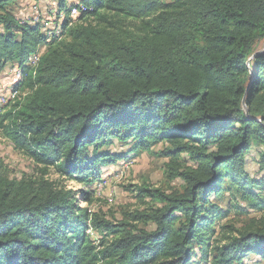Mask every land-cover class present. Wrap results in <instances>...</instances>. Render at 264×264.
Returning <instances> with one entry per match:
<instances>
[{
	"label": "trees",
	"instance_id": "obj_1",
	"mask_svg": "<svg viewBox=\"0 0 264 264\" xmlns=\"http://www.w3.org/2000/svg\"><path fill=\"white\" fill-rule=\"evenodd\" d=\"M18 1L0 0V73L22 71L0 131L39 175L0 168V264H193L197 247L206 264L264 260V179L246 171L256 146L264 172V0H79L75 20L55 0L71 35L36 68L46 38L17 18ZM113 141L134 153L164 144L181 189L135 186L147 207L121 221L82 208L95 194L65 182L88 186L126 159L103 150ZM225 193L261 217L217 232L226 213L212 197Z\"/></svg>",
	"mask_w": 264,
	"mask_h": 264
},
{
	"label": "rangeland",
	"instance_id": "obj_2",
	"mask_svg": "<svg viewBox=\"0 0 264 264\" xmlns=\"http://www.w3.org/2000/svg\"><path fill=\"white\" fill-rule=\"evenodd\" d=\"M69 10L71 6L79 0H68ZM171 2L172 0H163ZM58 3L55 0H19L11 6L12 11L22 23H28L32 26H38L42 35L46 38V43L41 44L37 50L40 54L47 51L48 46L54 43H62L71 35V28L65 29V12L61 14L57 10ZM78 19V18H77ZM61 27V28H60ZM2 29L0 28V33ZM56 34L60 36L57 37ZM57 37V38H56ZM40 54V55H41ZM32 57V56H31ZM22 71L13 65H7L0 73V99H6L5 103L13 100L17 93L15 86L18 82H22ZM16 93V96L13 95ZM12 95V96H11ZM19 95V94H18ZM5 106V105H3ZM2 106V107H3ZM1 107V108H2ZM134 143L122 144L113 141L104 151H110L112 155H125L126 159L118 161L116 164L103 166L100 169L99 179L88 186H84L77 182H65L66 186L72 190H89L93 191L96 201L88 206L81 204L82 208L88 207L91 211L100 212L112 221H121L129 213L136 210L143 211L147 205L136 198L137 192L135 186L148 184L152 187L161 188L163 190L181 189L183 182L181 180H168L167 164L169 159L159 155L165 147L164 144L154 146L150 152H131ZM260 148L253 146L250 154L246 159V171L250 177L255 180L264 179V172L260 171L259 166ZM181 162L187 166L193 164L188 161L186 156L182 157ZM0 168L10 178L20 180L25 177H36L39 175V167L31 160L16 151L12 143L4 138L0 131ZM50 178L58 181V175L51 172ZM264 197V188L261 190L256 188ZM222 199L212 197L213 203L218 206L222 214L226 213L224 220H221L213 226L218 232L219 227L228 222L242 226L249 218L261 217L262 213H257L247 209L245 203L241 202L235 193H225ZM148 230H154L152 225L146 227ZM210 244V243H209ZM198 257L193 264H206L204 258L196 248ZM247 264H264V260L259 257L250 256L246 261ZM208 264V263H207Z\"/></svg>",
	"mask_w": 264,
	"mask_h": 264
},
{
	"label": "bare ground",
	"instance_id": "obj_3",
	"mask_svg": "<svg viewBox=\"0 0 264 264\" xmlns=\"http://www.w3.org/2000/svg\"><path fill=\"white\" fill-rule=\"evenodd\" d=\"M74 10H78V5L75 3V4H73L72 6H71V16H70V18L71 19H73V15H74ZM78 17V16H77ZM76 17V18H77ZM76 18H74L73 20H75ZM64 20V19H63ZM61 28V27H60ZM56 36L57 37H59L60 35L59 34H56ZM56 37V38H57ZM42 53V52H41ZM40 53V54H41ZM38 52H37V54H35V55H33L31 58H29V60H28V63H27V66L28 67H30V68H36V65L38 64V62H39V59H40V57H41V55H40ZM22 79V78H21ZM12 96V95H11ZM14 97L16 96V93L13 95ZM18 96V95H17ZM0 98H2V96L0 97ZM3 105H6V103L4 102L3 103ZM2 105V106H3ZM4 107V106H3ZM2 107V108H3ZM1 108V109H2Z\"/></svg>",
	"mask_w": 264,
	"mask_h": 264
},
{
	"label": "built area",
	"instance_id": "obj_4",
	"mask_svg": "<svg viewBox=\"0 0 264 264\" xmlns=\"http://www.w3.org/2000/svg\"><path fill=\"white\" fill-rule=\"evenodd\" d=\"M82 12H83V10H74L73 19L76 18L77 16L81 15ZM70 26H73V20L69 23V27ZM5 101H6V99H0V110H1V107Z\"/></svg>",
	"mask_w": 264,
	"mask_h": 264
},
{
	"label": "water",
	"instance_id": "obj_5",
	"mask_svg": "<svg viewBox=\"0 0 264 264\" xmlns=\"http://www.w3.org/2000/svg\"><path fill=\"white\" fill-rule=\"evenodd\" d=\"M264 52V49L262 50V51H259L258 52V54H261V53H263ZM253 58V57H252ZM244 105H245V103H244Z\"/></svg>",
	"mask_w": 264,
	"mask_h": 264
},
{
	"label": "crops",
	"instance_id": "obj_6",
	"mask_svg": "<svg viewBox=\"0 0 264 264\" xmlns=\"http://www.w3.org/2000/svg\"><path fill=\"white\" fill-rule=\"evenodd\" d=\"M76 1V0H75Z\"/></svg>",
	"mask_w": 264,
	"mask_h": 264
}]
</instances>
